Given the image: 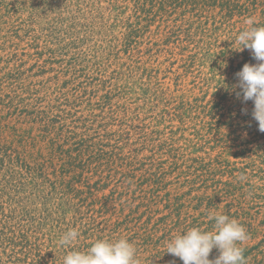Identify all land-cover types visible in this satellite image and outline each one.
Listing matches in <instances>:
<instances>
[{"label":"rangeland","instance_id":"374dc122","mask_svg":"<svg viewBox=\"0 0 264 264\" xmlns=\"http://www.w3.org/2000/svg\"><path fill=\"white\" fill-rule=\"evenodd\" d=\"M113 10L110 0H0V141L10 143L14 132L22 135L31 128L34 137L41 136L31 115L34 107L27 106L32 99L27 98L36 97L31 93L40 89L47 96L43 104H47L61 87L73 92L86 81L79 78L81 69H86L88 83L101 88L104 82L102 88L107 91L96 93L90 107L83 105L64 123L80 120L88 109L97 108L100 96L111 92L113 104L120 110L115 115L117 125L101 131L123 132L122 120L133 116L138 117L135 124L139 126L129 140L113 138V143L119 141L122 146L117 149V160L109 162L111 148L106 143L104 153L97 156L101 161L83 172L80 183L78 180L84 194L90 186L99 190L95 192V212L69 211L65 224H59L56 219L62 218L64 207L55 211L57 206L52 204H66V198L54 195L49 206L31 199L26 217L18 211L21 220L17 222L30 235V248L23 254L21 248L12 252L6 246L0 264H63L68 252L86 251L97 239L110 240L109 232L123 220L130 224L118 236L134 240L140 264L160 260L180 264L178 257L173 260L170 254H163L169 240L181 234L174 224L178 213L179 220L189 222L205 218L198 224L205 223L202 227L208 231L213 230L206 227L210 222L214 225L213 214L237 219L249 235L240 246L249 251L251 259L260 261L264 257V132L251 115L252 101L221 100L224 82L233 77L232 70L242 59L232 61L222 42L207 52L195 40L188 42L184 34H166L172 32L166 29L171 21L159 17L141 37L125 39L126 19L132 11L122 15ZM261 11L235 17L231 28L249 27L245 23L249 19L258 24ZM216 103L222 104L217 107ZM101 119L95 120L94 129ZM53 135L39 146L44 148L46 166L53 158L54 152L48 148ZM241 176L246 179L242 181ZM100 202H108L110 211L98 213ZM72 204L77 207L78 200ZM8 206L5 213L10 216ZM164 219L158 232L155 223ZM73 228L80 233L77 241L61 246V235ZM153 228L155 236L148 238L145 234ZM218 255L213 249L209 259Z\"/></svg>","mask_w":264,"mask_h":264},{"label":"trees","instance_id":"16d2710c","mask_svg":"<svg viewBox=\"0 0 264 264\" xmlns=\"http://www.w3.org/2000/svg\"><path fill=\"white\" fill-rule=\"evenodd\" d=\"M110 1L112 2L114 12L122 11L121 14L125 15L130 9L132 11V14L126 19L127 31L124 34L125 39L141 37L144 30L146 31L149 25L159 17L162 18V21H171V26H168L166 29H171L172 32L165 31L166 34H184L188 42H190V39L195 40L199 48H204L207 52H210L212 47L216 44H220L221 42L225 44L228 51H230L229 53H231L232 61H236L239 58L242 60L239 67L232 70L233 77L229 81L224 82L225 89H222L224 94L221 100L223 103L225 101H235L237 104L244 103L240 100L242 97L238 98L236 95L239 89H234L233 87L238 83L236 73L242 69L245 63L255 64L257 61L253 59L251 50L245 49L239 52L237 51L238 48L236 50V43L234 42L236 35L245 28L243 27L235 31L231 28L232 26L230 23L235 17H242L244 15L253 16L259 9H262V16L259 17V23L254 26H264V0ZM144 23H146L145 26ZM210 25L211 27H209ZM169 35H166V37H169ZM230 48L232 50H230ZM239 54L241 57H238ZM85 70L86 69H81L78 72L81 73L79 78L84 77L86 81H83L81 83L82 86L75 88L73 92L68 91V87H61L56 93V98L48 103L46 102L47 104H43L47 96H42V90L40 89L31 93V95L36 94V97L33 95L27 98V100L32 99V104L28 103L27 106L33 105L32 107H34L32 109L35 112L30 114L33 116L34 127H37L41 136L34 137L32 135L34 128H31L29 130H24L22 135H20L18 131L17 133L14 132V138L10 143L0 141V249L2 247L4 248L3 252L0 250V258L2 253H6V246L13 248V250H11L12 252L21 248L23 250L21 253L23 254L24 250L27 251L28 248H30V235H27L24 226L21 224L17 225V222L21 220L19 219L18 211L21 210L23 217H26V206H28V203H30L33 198L40 199L44 206H49L54 202L56 198L54 195L58 196L59 199H61V197L66 198V204H64V202L62 204H52L57 206V208L53 207L55 211H59L62 209L61 207H64L62 218L56 219L59 224H65V216L69 211L78 214L81 213L82 209L86 212H95L93 208L98 206L95 200V195L97 193L95 192L99 190L90 186L88 187L89 192L84 194V192L78 188V180L80 183V181L84 179L83 172L86 169L89 170L91 166L101 161L98 160L97 156L104 153L105 150L103 147L106 143L107 147L111 148V151L108 152L111 156V158L108 159L109 162L117 160L115 159L119 157V155L116 154L117 149L122 146L119 145V143H121L119 141L116 143L114 142V144L113 138H115V140H121L122 138L123 140L125 138L129 140L130 135L136 132L139 127L135 124L138 117L133 116L127 121L122 120L121 129L123 132L107 131L105 133V130L101 131L105 127L107 128L109 126L110 129V126L117 125L114 124L115 115L118 113L117 109L118 111L120 110L119 106L116 107V105L113 104L114 97L111 92H106L100 96V99L96 103L97 108L88 109L89 112L84 114L80 120H71L72 125L64 123L72 119L73 116H76L83 105L90 107V101L98 97L96 93L107 91L102 88L105 85L104 82H102L103 86L101 88L99 87L100 85H96L95 83H88L90 78L85 76V74H87ZM92 82H94V79H92ZM94 84L95 86H93ZM88 96L90 99L89 102ZM221 104L222 103H216L215 106L219 107ZM10 107L11 106H8V109H10ZM107 109L110 110L109 114L105 113ZM231 111L232 109L229 110V113ZM229 116L233 115L229 114ZM100 117H103V119L97 122L98 127L94 129V122ZM65 132L67 133L64 135ZM101 133H104V135H101ZM52 134H55L53 135L54 139H52L48 148L54 153L52 154L53 158L51 164L46 166L42 157V150H44V148H40L39 146L42 142L45 143L46 136H51ZM117 136L119 139H116ZM92 139L93 141H91ZM96 139H98V141H96ZM60 141L62 144H59ZM35 155L37 156L34 157ZM189 161L197 163L193 159H189ZM57 165H60V171L57 170ZM49 169L52 171L49 172ZM71 175H73L72 178H69ZM96 184L99 183L97 182ZM73 200H78L77 207L73 206ZM12 204L16 205L14 210L11 208ZM7 205H9L8 207L11 209L10 216L5 213ZM99 206L100 209L98 213L104 210L110 211L108 202H100ZM177 217L178 220L174 224L181 234L192 227L208 231L202 227L205 223L198 224L200 220H204L205 218L189 222L187 220H179V213ZM93 221L95 223V219ZM119 221L120 220H118V222ZM165 223V219L155 223L159 226L158 232L162 231L160 227ZM129 224L128 221L123 220L122 223H118L117 226L115 225L109 232L108 237H110V240L119 239L120 237L118 234L121 233V228ZM206 227L211 229L213 227L212 222L207 224ZM138 229L142 230V228L139 227ZM155 229L156 228H153L152 231L147 232L145 235H147L148 238L154 237L156 232ZM128 240L134 243L133 239L128 238ZM37 249L41 252L39 248ZM15 253L17 252H14V254ZM29 254L30 253L26 255ZM163 254L166 255L168 253L164 252ZM244 256L246 258V264H264V257L260 261L258 259H251L249 251H244ZM172 258L174 260L175 257L171 255V259ZM41 263L49 264L44 263V261ZM153 263H155V261H152V264ZM157 264H166V261L160 260ZM180 264H183V262Z\"/></svg>","mask_w":264,"mask_h":264},{"label":"clouds","instance_id":"9594fccd","mask_svg":"<svg viewBox=\"0 0 264 264\" xmlns=\"http://www.w3.org/2000/svg\"><path fill=\"white\" fill-rule=\"evenodd\" d=\"M249 27L241 30L235 38L237 51L251 50L257 63H245L236 73L237 97L243 102L252 101V117L258 122V129L264 132V26H254L255 21L245 22ZM246 112V109H242ZM243 181L246 177L241 176ZM213 230L205 231L192 227L175 235L166 245V252L178 257L183 264H246L244 249L240 246L249 239L245 226L235 218L216 213ZM80 233L75 228L65 231L60 239L61 246H70ZM213 249L219 255L209 259ZM63 264H140L136 246L127 238L116 240L97 239L86 251H70L63 258Z\"/></svg>","mask_w":264,"mask_h":264}]
</instances>
